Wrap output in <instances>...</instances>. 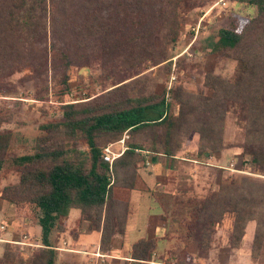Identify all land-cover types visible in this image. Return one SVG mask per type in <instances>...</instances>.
I'll list each match as a JSON object with an SVG mask.
<instances>
[{"label": "trees", "instance_id": "trees-1", "mask_svg": "<svg viewBox=\"0 0 264 264\" xmlns=\"http://www.w3.org/2000/svg\"><path fill=\"white\" fill-rule=\"evenodd\" d=\"M230 1L256 11L252 19L231 18L210 46L211 53L235 62L234 74L228 80L204 74V91L196 94L171 92L178 105L174 115L165 96H145L142 90L131 96L127 90L135 89L142 73L169 60L182 23L178 14L195 7L193 0H0V78L30 69L38 80L53 73L67 84L65 71L71 66L99 58L107 68L122 58L124 80L131 79L107 93H117L109 103L64 105L59 122L39 126L44 136L28 153L9 156L11 134L0 131V171L19 173L17 183L0 190V199L13 206L16 217L37 223L43 246L23 258L7 245L0 264H56L49 235L71 209L79 210L78 224L88 222L100 232L99 251L107 254L111 239L124 236L138 164L147 156L176 157L191 132L199 136L198 157L222 151L227 114L243 132L240 147L250 173L264 177V0ZM146 131L152 137L145 147L136 137ZM121 140L122 154L105 162L104 149ZM189 205L186 237L195 244L192 261L207 258L212 234L226 216L230 248L239 247L250 222H255L251 251L261 248L264 181L230 179ZM156 248L155 239L139 240L130 259L152 261ZM160 260L154 262L172 264ZM175 264H187L185 256Z\"/></svg>", "mask_w": 264, "mask_h": 264}, {"label": "rangeland", "instance_id": "rangeland-1", "mask_svg": "<svg viewBox=\"0 0 264 264\" xmlns=\"http://www.w3.org/2000/svg\"><path fill=\"white\" fill-rule=\"evenodd\" d=\"M196 6L188 9L184 13L179 12L178 17L182 23L178 30L176 42L169 46V60L154 68H149L142 73V77L136 76V86L134 90H127L129 95H133L142 90L145 96L153 97L165 96L170 103V112L174 115L178 112V105L173 94L185 92L196 94L204 91L203 76L212 74L221 79H230L235 71V62L226 54H213L210 46L217 40V32L221 28H226L228 21L233 18L243 20L255 17L256 11L252 6H246L232 2L230 0H193ZM241 20V24L244 21ZM100 59L91 61L85 66H71L65 75L67 84L61 82L62 78L58 74L49 73L47 78L38 80L30 69H23L12 75L0 78V131L11 134L8 155L15 156L32 151L37 138L43 137L44 132L39 130V126L48 123H57L62 118L63 106L91 101L95 105H103L112 101L115 93L108 96L107 93L131 79L124 80V59L114 60L107 68L103 67ZM63 74V73H62ZM124 80L122 83H119ZM42 81V82H39ZM119 83V84H118ZM132 89V88H131ZM152 137L146 131L137 134L136 139L143 145H148L147 140ZM58 140V139H56ZM52 138L49 143L52 144ZM243 142V132L236 125L232 114H227L224 119L222 132L223 149L217 153H205L197 156L199 148V136L191 132L185 136L176 153L181 165L176 172L166 174L163 180L168 183L170 190H173L171 198H165L158 192V197L163 203V210L166 214L160 215L159 227L161 232H165V237L157 240L158 252L152 257L161 259V262L176 263V260L185 256L187 264H264V240L261 248L252 253V241L255 222H250L245 229L244 237L238 248L229 247V235L231 232V220L226 216L222 223L218 225L211 238L210 250L206 259L195 258V244L189 242L186 237V223L188 222L189 202L203 199L210 191H216L218 186L230 179L248 177L256 181H264L263 176L250 173L246 157L242 155L241 144ZM79 144V142H76ZM115 154H121L125 149L123 140L119 143L107 146ZM105 148V149H106ZM80 149H86L80 142ZM227 150V154L222 155ZM195 158L197 166L200 168H188L183 159ZM208 165V166H205ZM213 165L214 167H210ZM220 167H222L220 169ZM19 173L0 171V190L17 183ZM159 190V189H158ZM178 202V206L175 205ZM139 215L136 221L139 224L140 233L137 234L133 227V220L127 227V235L124 242L134 241L139 235L145 233V213L157 214L161 208L148 207L145 212L143 205H150V201L142 202ZM152 204V203H151ZM6 217L14 216V209L11 205H6ZM145 212V213H144ZM78 210L71 211L68 224L73 225V221L78 214ZM18 218V217H17ZM1 220V218H0ZM0 223V232H6L8 220ZM62 219L56 224L55 232L63 229ZM8 222V223H7ZM144 222V223H143ZM89 224V223H88ZM15 233L12 240L3 244V250L8 245L16 254L23 258H30L34 253L42 250L43 246L40 237L21 231V226L15 223ZM81 224H75L72 231L81 230ZM253 229V231H252ZM26 230H29L26 228ZM71 231V232H72ZM70 232V233H71ZM160 233L158 232V235ZM93 241L97 237L96 233L88 236ZM121 237L111 239L110 246L118 248L123 243ZM125 243L123 244V247ZM1 247V245H0ZM54 248V246L52 245ZM69 248V247H67ZM157 249V248H156ZM113 251V249H111ZM110 252L103 255H110ZM100 252V251H99ZM117 253V252H116ZM187 253V254H186ZM101 254V252L99 253ZM184 254V256H183ZM2 256V255H1ZM96 255L77 253H66L58 258L56 251V264H131L122 260L109 259L105 257H95ZM1 258V257H0ZM172 258L171 261L169 259ZM167 259V260H166ZM159 261V260H158ZM150 264H161L151 262Z\"/></svg>", "mask_w": 264, "mask_h": 264}, {"label": "crops", "instance_id": "crops-1", "mask_svg": "<svg viewBox=\"0 0 264 264\" xmlns=\"http://www.w3.org/2000/svg\"><path fill=\"white\" fill-rule=\"evenodd\" d=\"M227 153H228L227 150H225L223 151L222 155L227 154ZM183 160L186 162L185 164L188 165L187 167L190 168L191 170H193V168H200L196 165L198 161H196L195 158L183 159ZM180 165H181V162H179V158L177 157L166 158L161 155L147 156L144 162H141L138 164L137 177L135 180V187L130 192V195H129L128 215L126 218L125 232H124V236L122 237V240L126 237L128 224L132 220L135 223L133 230L135 229L137 234L140 233L139 224L136 221V216L139 215L140 208L143 204L142 202L143 201L145 202L146 200H148L150 201V205L149 204L143 205V208H145V212L147 211L146 208L153 207V206L155 208L158 207L161 209H159L160 213L148 214V216H146V213L144 212L145 213L144 215L145 224H146L144 235H139L138 237L134 239V241H131L128 243L124 242L123 240V243L121 244V246H119L118 248H113V251H111L110 253V255L112 256L99 254L100 253L99 252L100 232L96 231L93 227H90L88 222L80 223L81 230L72 231L73 230L72 228L75 227V224L76 223L78 224L80 213H78L77 216L75 217L73 221V225L71 224L69 225L68 219H69L71 211L74 210V209H71L66 217L60 218L62 219V221L61 222L59 221V223H61V225L63 226V229L57 233L55 232V230H53L49 235V242L51 246L52 245L54 246L55 251H57L58 258H61L67 252L77 253L79 251H82L84 254H87V255L88 254L96 255L95 257L98 256L100 258L109 257V259L122 260L125 262H129L131 264H150L151 262H154L155 258H153L152 261L142 262V263L132 261L130 259V250H131L132 245L139 240L158 239V238L165 237V232H164L165 228H163V232H161V230H158V229H161V227H159L160 226L159 222H161L159 220V217L163 213L166 214V210H163L164 204L161 203V200L159 199V197L164 196L165 198H171L174 192H172L173 190H170L169 188H167L169 184L163 180L164 179L163 176L166 174L167 175L171 174V173L174 174V172L178 170ZM205 166H208V165H205ZM209 166L214 167L213 165H209ZM221 168L222 167H220V169ZM156 191L160 192L162 196L160 195L158 197L157 195L158 192ZM7 204L9 203L0 199V218H1L0 223L4 222L3 220H6V221L8 220L9 222V223L7 222L8 226H6L7 231L0 232V245H1L0 257L3 253V244L8 243L9 242L8 240H12L13 238V235L15 233L14 227L16 226L15 225L16 222L17 224L21 226L20 229L24 233L26 234L32 233L35 236V238L40 237V228L36 222L22 219L19 217L17 218L15 216V212H14L13 217L7 218L6 215L4 214L5 212L8 211L6 208ZM139 221H140V215H139ZM249 224L251 223H248L247 226ZM26 228H28L29 230H26ZM158 232L160 233L159 235H158ZM93 233H96L97 237L94 238L93 241L88 240L89 239L88 236L92 235ZM124 243H125V246L123 247ZM158 248H160V244L159 246H157V249L153 256H155L156 253L158 252Z\"/></svg>", "mask_w": 264, "mask_h": 264}, {"label": "built area", "instance_id": "built-area-1", "mask_svg": "<svg viewBox=\"0 0 264 264\" xmlns=\"http://www.w3.org/2000/svg\"><path fill=\"white\" fill-rule=\"evenodd\" d=\"M121 154H115L109 150V148L104 149L102 153V158L105 162H108L111 164L113 160L117 157H119Z\"/></svg>", "mask_w": 264, "mask_h": 264}]
</instances>
